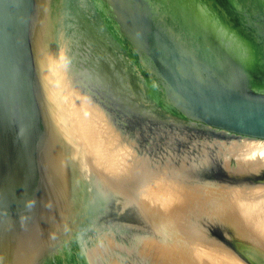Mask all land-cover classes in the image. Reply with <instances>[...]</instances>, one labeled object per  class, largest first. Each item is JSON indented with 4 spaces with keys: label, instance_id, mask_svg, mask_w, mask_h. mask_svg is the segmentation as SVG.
<instances>
[{
    "label": "water",
    "instance_id": "95a60500",
    "mask_svg": "<svg viewBox=\"0 0 264 264\" xmlns=\"http://www.w3.org/2000/svg\"><path fill=\"white\" fill-rule=\"evenodd\" d=\"M191 2L0 0V264H264L263 52Z\"/></svg>",
    "mask_w": 264,
    "mask_h": 264
},
{
    "label": "flooded vegetation",
    "instance_id": "af4514ba",
    "mask_svg": "<svg viewBox=\"0 0 264 264\" xmlns=\"http://www.w3.org/2000/svg\"><path fill=\"white\" fill-rule=\"evenodd\" d=\"M187 1L195 2L198 6H200L201 13L207 15H211V13H214L216 15L219 20L217 19V21H213V19L203 17L195 10L191 12L192 9H189L191 14L193 15L195 23H197L199 26L200 24L198 23L196 16L203 18L206 22L214 26L215 29L224 32L226 35L232 38L233 41H230V45L236 47V51L238 50L239 56L241 55V57H236L234 55L226 53L219 44L215 43L210 39V37L207 36L209 39V43L217 46L218 50L223 52L224 55H229L230 58L235 61H246L249 53L255 50L256 47H260L264 54L263 46L255 42V37L259 36L256 30L259 29L261 32H264V0H184L186 9H188ZM208 1H210L211 6L209 5ZM171 6L172 9L173 7H176L174 5ZM175 11L177 12L178 9L174 10V13H176ZM263 54L261 63L264 65ZM243 71L249 73L250 77L248 79L251 80L254 86V90H256V86L259 87L264 85V76L261 75V73L248 71L247 69ZM250 90L252 91V89ZM255 92H258V90Z\"/></svg>",
    "mask_w": 264,
    "mask_h": 264
}]
</instances>
